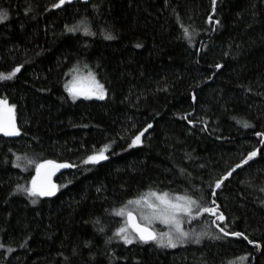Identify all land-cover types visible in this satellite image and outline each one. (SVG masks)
I'll return each mask as SVG.
<instances>
[{"label": "trees", "instance_id": "trees-1", "mask_svg": "<svg viewBox=\"0 0 264 264\" xmlns=\"http://www.w3.org/2000/svg\"><path fill=\"white\" fill-rule=\"evenodd\" d=\"M56 2L0 0L8 14L0 72L23 65L0 81L21 131L0 135V264H264V145L256 135L264 132V0H217L214 14L211 0H76L54 9ZM82 18L97 35L66 31ZM181 24L194 30L191 44ZM85 63L105 84L104 100L73 101L65 91L70 70ZM104 145L107 160L83 164ZM17 156L75 166L55 177L54 196L32 204L13 195L35 175L23 160L14 167ZM150 190L202 196L206 206L214 199L226 217L220 227L254 243L224 236L205 213L184 224L207 233L198 244L125 245L114 236L125 217L114 211Z\"/></svg>", "mask_w": 264, "mask_h": 264}, {"label": "snow or ice", "instance_id": "snow-or-ice-1", "mask_svg": "<svg viewBox=\"0 0 264 264\" xmlns=\"http://www.w3.org/2000/svg\"><path fill=\"white\" fill-rule=\"evenodd\" d=\"M212 2V13L216 11L217 0H211ZM72 3V0H58V2L52 5L54 9H60L66 4ZM8 19V14L4 10H0V23H4ZM179 22V17L177 18ZM209 24L220 25V20L213 19V15L208 17ZM183 30L184 38L191 44L193 40L194 30L190 31L189 27H185L181 24ZM215 30V29H214ZM66 31L69 33L81 32L84 36H95L96 32L92 30L90 22L87 18H82L76 24L72 26H66ZM103 38L105 40H113L115 37L110 32L103 33ZM137 48L142 47L141 44L135 45ZM23 65L15 67L12 71L7 74L0 72V81H10L13 80L18 73L21 72ZM215 68L219 70L222 68L221 64H216ZM71 79L64 84V89L73 101L83 97L85 100L88 99H98L104 100L107 95V89L104 83L97 78V72L94 71L88 64H79L74 66L70 70ZM193 101L195 102L196 96L193 94ZM17 105L15 103H10L7 97H0V134L6 137H18L21 135L20 128L17 126ZM181 119H187V117H181ZM192 123V121H189ZM242 127L249 128L252 125L247 121H237ZM153 127L152 124H148L147 127L136 134L132 139L131 143L128 145L129 148L137 146L142 143V137L144 134ZM257 136L261 137L259 143L264 145V132H258ZM110 145H104L99 150H93V154L88 155L86 159L83 160V164H98L101 161L107 160L109 157L105 154L109 151ZM260 154V149H255L248 152L246 158L241 162L236 164L234 168L231 169L226 175L221 179L215 181V189H220L224 182L227 181L237 169L242 168L244 165H248L250 161L256 158ZM25 161V170L27 166L34 165L35 175L31 178L28 186L17 185L16 194H23L27 198L31 199L32 204L37 203L39 197H51L54 196L58 190L57 185L52 182L51 177L56 171L62 168H70L75 165L69 163H57L54 160L45 159L43 161H35L28 157H16V162L14 167H21L20 161ZM211 186V185H210ZM264 191V189H261ZM199 191V190H195ZM212 195L215 196L216 192L213 190ZM203 197L195 198L194 194L185 193L172 194L170 192H156L150 191L143 194L136 199H130L127 201V205L119 210L114 211V215L125 217L124 224L118 228L114 236L118 237L123 241L125 245H130L134 242L136 243H149L154 242L158 247L161 248H176L178 245L185 244L189 240L195 243H200L201 238L207 233H195L185 230V223H192L197 220L201 215L207 213L215 217L212 223L219 229L224 236L232 235L237 238H243L249 244H253L254 241L249 239L248 236L241 232L229 233L225 228L220 227L219 222H224L226 217L222 212H219V206L216 205V201L213 199L211 205L206 206L201 203ZM128 206H135L133 209H129ZM134 212L139 213V221ZM142 221V222H141ZM159 221L160 223L167 226L168 231L158 232L154 227V223ZM99 231L103 232L104 229L100 228ZM215 239H220L221 237L216 236ZM111 242V238L108 241ZM4 245L0 244V248ZM256 248H260V244H255ZM12 251V249H8ZM241 261H246L247 256L239 258Z\"/></svg>", "mask_w": 264, "mask_h": 264}, {"label": "rangeland", "instance_id": "rangeland-1", "mask_svg": "<svg viewBox=\"0 0 264 264\" xmlns=\"http://www.w3.org/2000/svg\"><path fill=\"white\" fill-rule=\"evenodd\" d=\"M94 70V69H93ZM98 78V77H97ZM71 79V76H70V78H69V80ZM99 79V78H98ZM80 98H83V97H80ZM142 139V138H141ZM150 191H156V192H170V193H172V194H178V193H174L173 191H157V190H150ZM150 191H147V192H145V193H143V194H146V193H148V192H150ZM143 194H141V195H143ZM141 195H139V196H141ZM182 195V194H181ZM139 196H137V197H139ZM137 197H135V198H133V199H136ZM126 205H127V202H126ZM135 206H128V208L129 209H133ZM136 214L139 216V213H137L136 212ZM142 222V221H141ZM153 227L158 231V232H166V231H168V228H167V226H165L164 224H162V223H160L159 221H156L155 223H154V225H153Z\"/></svg>", "mask_w": 264, "mask_h": 264}, {"label": "water", "instance_id": "water-1", "mask_svg": "<svg viewBox=\"0 0 264 264\" xmlns=\"http://www.w3.org/2000/svg\"><path fill=\"white\" fill-rule=\"evenodd\" d=\"M73 1H76V0H72V2H73ZM82 1H84V2H88V1H90V0H82ZM0 135H3V134H0ZM57 163H59V162H57ZM66 169H67V168H62V169H59L58 171H56L55 174L51 177L52 182H54L55 177H56L59 173L63 172V171L66 170ZM134 215L137 216V220L139 221L138 215H137L136 213H134Z\"/></svg>", "mask_w": 264, "mask_h": 264}, {"label": "bare ground", "instance_id": "bare-ground-1", "mask_svg": "<svg viewBox=\"0 0 264 264\" xmlns=\"http://www.w3.org/2000/svg\"><path fill=\"white\" fill-rule=\"evenodd\" d=\"M134 213H136V212H134Z\"/></svg>", "mask_w": 264, "mask_h": 264}]
</instances>
